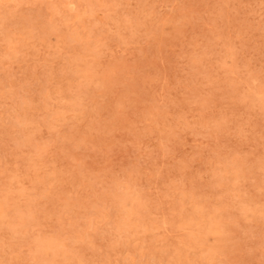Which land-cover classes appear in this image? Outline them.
Returning a JSON list of instances; mask_svg holds the SVG:
<instances>
[{
	"label": "rangeland",
	"instance_id": "1",
	"mask_svg": "<svg viewBox=\"0 0 264 264\" xmlns=\"http://www.w3.org/2000/svg\"><path fill=\"white\" fill-rule=\"evenodd\" d=\"M0 264H264V0H0Z\"/></svg>",
	"mask_w": 264,
	"mask_h": 264
},
{
	"label": "bare ground",
	"instance_id": "2",
	"mask_svg": "<svg viewBox=\"0 0 264 264\" xmlns=\"http://www.w3.org/2000/svg\"><path fill=\"white\" fill-rule=\"evenodd\" d=\"M152 41V40H151ZM131 50V49H130ZM150 54V53H149ZM142 55H144V54H142ZM152 56V55H151ZM146 59V58H145ZM150 60V59H149ZM162 60V59H161ZM179 68V67H178ZM188 68V67H187ZM114 93V92H113ZM128 93H130V92H128ZM193 94V93H192ZM194 96V95H193ZM155 104V103H154ZM154 106V105H153ZM158 109V108H157ZM142 110V109H141ZM157 115V114H156ZM146 117V116H145ZM149 118V117H148ZM149 133V132H148ZM162 133V132H161ZM164 133V132H163ZM177 137V136H176ZM99 143V142H98ZM196 154V153H195ZM163 159V158H162ZM99 221V220H98ZM10 222V221H9Z\"/></svg>",
	"mask_w": 264,
	"mask_h": 264
}]
</instances>
